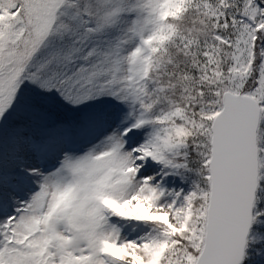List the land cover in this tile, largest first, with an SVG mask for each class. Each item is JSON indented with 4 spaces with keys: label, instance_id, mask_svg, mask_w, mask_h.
Here are the masks:
<instances>
[{
    "label": "snow or ice",
    "instance_id": "snow-or-ice-1",
    "mask_svg": "<svg viewBox=\"0 0 264 264\" xmlns=\"http://www.w3.org/2000/svg\"><path fill=\"white\" fill-rule=\"evenodd\" d=\"M0 264H264V0H0Z\"/></svg>",
    "mask_w": 264,
    "mask_h": 264
}]
</instances>
